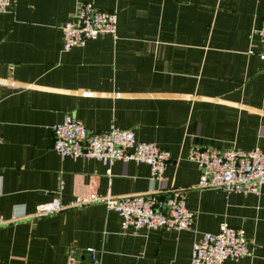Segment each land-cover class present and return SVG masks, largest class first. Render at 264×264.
<instances>
[{
  "label": "crops",
  "instance_id": "crops-1",
  "mask_svg": "<svg viewBox=\"0 0 264 264\" xmlns=\"http://www.w3.org/2000/svg\"><path fill=\"white\" fill-rule=\"evenodd\" d=\"M11 1L0 14V214L19 220L0 227V264H188L221 223L242 229L250 250L225 264H264V184L258 195L198 189L187 159L191 146L264 153V0ZM80 3L115 12L116 37L65 52L61 26ZM68 115L168 151L163 178L142 163L58 156L52 127ZM151 188L186 189L191 229L123 233L103 204L34 216L55 199Z\"/></svg>",
  "mask_w": 264,
  "mask_h": 264
},
{
  "label": "built area",
  "instance_id": "built-area-1",
  "mask_svg": "<svg viewBox=\"0 0 264 264\" xmlns=\"http://www.w3.org/2000/svg\"><path fill=\"white\" fill-rule=\"evenodd\" d=\"M12 7L11 0H0V14ZM117 15L96 9L92 3H80L70 19L61 26L62 49L67 52L83 47L101 35L116 37ZM259 43V59L264 63V21L256 31ZM52 151L60 157L95 159L110 166L116 161L146 164L150 180L160 181L170 162V153L153 143L140 142L132 130L111 128L105 132L91 133L84 123L73 116H66L52 127ZM2 137L0 133V143ZM187 159L196 164L199 177L195 188L221 189L230 193L258 195L264 184V153L259 149L244 152L237 149L217 150L191 146ZM110 170L108 169L107 172ZM186 189L172 188L146 193L112 196L90 193L69 205L57 199L39 205L35 217L51 216L69 208L103 204L121 218L123 233L137 234L141 230H189L194 215L186 207ZM19 220L5 219L0 214V227ZM91 258L93 250L89 249ZM250 255L245 233L227 223L219 225L215 234L205 233L192 246L188 264H225ZM73 262V257L70 258Z\"/></svg>",
  "mask_w": 264,
  "mask_h": 264
},
{
  "label": "water",
  "instance_id": "water-1",
  "mask_svg": "<svg viewBox=\"0 0 264 264\" xmlns=\"http://www.w3.org/2000/svg\"><path fill=\"white\" fill-rule=\"evenodd\" d=\"M85 253H86L87 255H90L89 251H85ZM88 257L90 258V256H88Z\"/></svg>",
  "mask_w": 264,
  "mask_h": 264
}]
</instances>
